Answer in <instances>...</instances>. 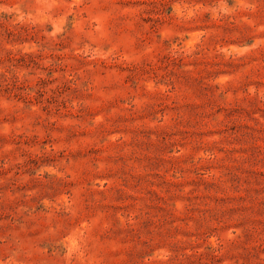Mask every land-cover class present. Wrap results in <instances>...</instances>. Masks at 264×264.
I'll return each instance as SVG.
<instances>
[{"label":"rangeland","instance_id":"rangeland-1","mask_svg":"<svg viewBox=\"0 0 264 264\" xmlns=\"http://www.w3.org/2000/svg\"><path fill=\"white\" fill-rule=\"evenodd\" d=\"M0 264H264V0H0Z\"/></svg>","mask_w":264,"mask_h":264}]
</instances>
